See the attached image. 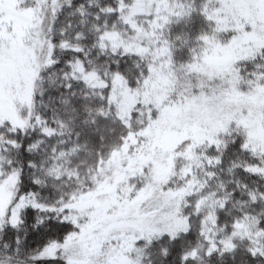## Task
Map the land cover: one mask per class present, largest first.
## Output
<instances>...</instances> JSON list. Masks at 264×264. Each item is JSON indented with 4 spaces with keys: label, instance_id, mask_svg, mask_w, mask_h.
I'll use <instances>...</instances> for the list:
<instances>
[{
    "label": "snow or ice",
    "instance_id": "6c2138e0",
    "mask_svg": "<svg viewBox=\"0 0 264 264\" xmlns=\"http://www.w3.org/2000/svg\"><path fill=\"white\" fill-rule=\"evenodd\" d=\"M0 264H264V0H0Z\"/></svg>",
    "mask_w": 264,
    "mask_h": 264
}]
</instances>
